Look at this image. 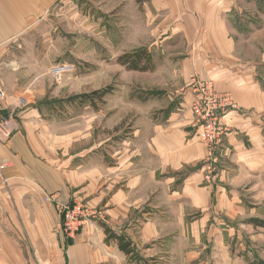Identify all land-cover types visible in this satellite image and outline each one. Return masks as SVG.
<instances>
[{
  "label": "crops",
  "instance_id": "obj_1",
  "mask_svg": "<svg viewBox=\"0 0 264 264\" xmlns=\"http://www.w3.org/2000/svg\"><path fill=\"white\" fill-rule=\"evenodd\" d=\"M248 1L256 6L254 0ZM104 4L113 3L103 0L100 5ZM183 5H189L190 13L174 25L179 28L174 33L186 35L189 44V54L178 63L182 98H170L165 109L157 108L159 117L139 122L133 141L123 145L117 162L107 167L92 148L78 149L79 137L60 139L34 128L40 116L28 113L33 110L26 106L35 102L36 91L22 85L25 74L20 72V54H51L44 44L51 43L53 22L66 26L83 0H0V91L2 103L16 109L18 121L11 138L0 143V163L6 164V183L0 184V264H128L117 245L106 241L102 225L129 236L125 227L138 213L139 220H145L139 235L143 240L153 238L156 227L140 208L151 199L162 204L163 187L175 183L185 167L192 171L185 191L190 189L191 200L198 195V201L209 203L212 184L204 181L205 152L189 111L192 94L187 83L192 75L210 80L218 93H230L239 108L222 118L226 129L222 152L231 156L232 167L248 171L264 167V54L237 52L238 26L232 12L236 17L241 7L237 0H179ZM201 51L208 54H198ZM21 99L26 109L18 106ZM158 189L160 194L154 195ZM44 194L55 195L62 203L84 200L101 209L103 219L87 220L76 239L68 241L55 209L43 202Z\"/></svg>",
  "mask_w": 264,
  "mask_h": 264
},
{
  "label": "rangeland",
  "instance_id": "obj_2",
  "mask_svg": "<svg viewBox=\"0 0 264 264\" xmlns=\"http://www.w3.org/2000/svg\"><path fill=\"white\" fill-rule=\"evenodd\" d=\"M97 1L83 0V6L72 12L75 18L66 26L53 22L51 43L44 44L51 54H20L19 62L20 72L25 74L22 85L36 91L35 102L26 106L35 111L28 113L40 116L34 128L47 130L60 139L61 136L79 137L78 149L92 148L101 164L108 167L117 162L123 145L133 141L132 133L139 122L159 117L157 108L164 106L165 109L170 98H182L179 89L184 83L178 63L183 54H189V44L186 35L174 33L179 29L174 25L181 18L186 19L190 11L189 5L179 6V0H109L113 3L109 6L100 5L103 0ZM254 1L256 6L251 7L248 0H237L242 10L236 11V17L232 12L238 26L237 52L242 54H264V0ZM251 17L256 21H251ZM196 46L199 48L198 43ZM141 48L152 58V71H131L117 62L120 56ZM57 62L72 63L75 71L55 82L48 70ZM261 72L264 90V69ZM192 77L197 76L189 77L187 88ZM102 90L106 91L102 100L74 99ZM224 94L232 105L220 117L225 130L223 137L226 133L223 115L228 110H239L231 94ZM223 137L212 153L216 163L209 180L205 176L211 155L197 137L205 152L204 181L212 184L209 203L198 201V195L191 200L193 195H188L190 189L187 193L184 184L192 171L182 168L179 179L163 187L162 204L151 199L140 208L148 212V223L156 227L153 238L148 236V240H143L139 235L145 220H139L138 213L133 214L129 226L125 227L129 229V236L125 237L135 247L133 256L126 257L128 264H143L146 260H154L156 264L264 261V229L254 227L252 222L264 221V167L253 171L234 169L231 156L222 152L225 150ZM140 141L135 140V146ZM156 194H160L159 189ZM92 209L100 213L94 220L103 219L101 209Z\"/></svg>",
  "mask_w": 264,
  "mask_h": 264
},
{
  "label": "built area",
  "instance_id": "obj_3",
  "mask_svg": "<svg viewBox=\"0 0 264 264\" xmlns=\"http://www.w3.org/2000/svg\"><path fill=\"white\" fill-rule=\"evenodd\" d=\"M74 71L75 67L72 63L57 62L50 66L48 75L55 82H59L65 75ZM188 88L192 92L190 112L196 136L207 147L208 155H211L206 166L208 172L205 176V179L209 180L212 177L210 174L212 173L213 165L216 163L212 153L215 147L220 144L222 135L225 132L220 117L223 111L232 104L226 94L218 93L214 90L213 83L210 80L192 77ZM2 101H4V94L0 91V143H5L17 130L18 121L16 110H8ZM18 106L20 108L25 107V101L21 99ZM5 169L6 164L0 163V184L3 185L6 183L3 174ZM43 202L55 209L59 216V228L68 241L76 239L81 227L87 220L100 217L98 211L82 201L71 200L62 203L55 195L44 194Z\"/></svg>",
  "mask_w": 264,
  "mask_h": 264
},
{
  "label": "trees",
  "instance_id": "obj_4",
  "mask_svg": "<svg viewBox=\"0 0 264 264\" xmlns=\"http://www.w3.org/2000/svg\"><path fill=\"white\" fill-rule=\"evenodd\" d=\"M117 62L122 66H126L127 69L131 71L147 72V71H152L154 69L152 58L148 54L145 48L144 49L141 48L132 53L124 54L117 59ZM105 95H106V91L102 90V91L92 92L91 94L78 96L75 97L74 99L81 98L82 100L84 99L90 100L93 98V99L102 100V98ZM74 99H72L71 101H73ZM252 222L255 225L254 227H260L264 229V221L252 220ZM102 228L106 235L107 242L115 243L119 251L123 253L125 257L129 258L133 256L135 247L133 246L132 242L129 239H127L123 234L115 233L105 225H102ZM143 264H156V263L154 262V260H146L143 262ZM248 264H264V261H251Z\"/></svg>",
  "mask_w": 264,
  "mask_h": 264
}]
</instances>
